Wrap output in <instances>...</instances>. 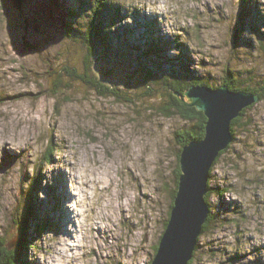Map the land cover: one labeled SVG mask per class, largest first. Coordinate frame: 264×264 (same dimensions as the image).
Instances as JSON below:
<instances>
[{
  "label": "rangeland",
  "instance_id": "1",
  "mask_svg": "<svg viewBox=\"0 0 264 264\" xmlns=\"http://www.w3.org/2000/svg\"><path fill=\"white\" fill-rule=\"evenodd\" d=\"M110 1L121 14L106 26L120 36L110 35L103 51L96 43L92 70L132 103L67 74L54 87L69 58L84 74L86 53L75 40L96 0H62L78 14L68 22L49 0H26L22 9L0 0V241H16L29 210V264L152 262L177 185L175 133L189 124L162 112L159 93L140 96L141 81L149 72L190 73L219 86L228 66L264 76V26L233 38L240 0ZM150 39L161 41V53ZM254 105L210 171L213 222L193 264H264V101Z\"/></svg>",
  "mask_w": 264,
  "mask_h": 264
},
{
  "label": "trees",
  "instance_id": "2",
  "mask_svg": "<svg viewBox=\"0 0 264 264\" xmlns=\"http://www.w3.org/2000/svg\"><path fill=\"white\" fill-rule=\"evenodd\" d=\"M50 6L52 9L58 11L61 19L75 21L78 18V14L74 10H70L66 8L62 0H49ZM241 3V11L239 14V23L238 28L233 35L234 40L238 41L241 38V32L244 30L247 31L250 29V26H253L254 30L258 29V25L264 26V9L260 8L259 4L256 3V0H240ZM249 7V8H248ZM254 8L253 10L251 8ZM92 17L87 28L86 33L80 38V40H75L76 46L78 49H82L86 55L84 54L82 57V63L80 66V70H84V74H80L78 71L79 66H71V59L69 58L66 61L65 67L63 69L64 73L55 71L54 75H56L54 83V87H60L64 84L63 82V74L64 76L67 74L70 78L79 79L85 84L89 85L93 90L97 91L99 95L102 97H113L120 100H124L125 102L132 103L128 97L121 95L120 91L115 89L113 86L108 87L105 85L104 81H102V75L98 74V72L92 70V60L95 58V46L96 43L99 44L100 50H106L110 47V43H108L111 37L110 35L120 36L119 32L112 33V28H108L107 20L111 18V23H114L115 18L119 16L121 13L117 11L114 13V5L109 0H96L95 4H93ZM113 15V16H111ZM254 20H257L258 23L255 24ZM65 22L62 21V25L64 27ZM109 22V21H108ZM254 22V23H253ZM147 27H150L147 25ZM248 28V29H247ZM146 29V27H145ZM86 30V29H85ZM120 31V30H119ZM129 29L122 30V34H129ZM160 39V38H159ZM150 39V47L151 51H156L157 53H161L162 48L160 47L161 41L159 42ZM156 42V43H155ZM133 49L138 52L140 47L138 45H134ZM163 51V50H162ZM150 52V50H149ZM248 73L244 71H239L237 69L233 70L229 66L224 71V78L222 83L219 86H215L211 84L209 81H200L196 77H192L190 73H188L185 77L173 75H163L157 76L152 72L148 73V77L141 81L140 83L143 86V95L142 97H153L156 93L161 95L158 100L161 102L162 112L166 115L176 114L180 116L182 119L186 120L189 124L188 127L182 129L175 133V137L177 139L178 146L180 147V152L178 154V160L180 161L181 152L184 147L189 145L194 140H201L205 137L206 134V125H207V117L204 112L199 111L196 107H191L186 105L182 100L190 103L186 96L187 92L192 86L200 87V86H208L212 89H218L222 86H226L229 90L235 92H246L250 94H254L259 96L260 102L264 101V76L263 79H260L254 76V71L249 70ZM250 75V76H249ZM244 77V80L241 78ZM176 94H179L178 96ZM163 104V105H162ZM255 105L249 107L244 110L242 116L235 119L232 122V133L234 136V140H236V128L241 127L243 123L244 116L246 115L249 109H252ZM230 147V146H229ZM229 149V148H228ZM223 151L219 158L228 150ZM53 148L51 149V154L53 153ZM49 154V157H51ZM219 158L215 162L214 166L217 164ZM47 159V158H46ZM49 163L52 160L46 161ZM213 166V168H214ZM212 168V170H213ZM211 170V172H213ZM212 174V173H211ZM210 174V177H211ZM181 176V168L178 164L177 176H176V187L172 191V201L169 210V219L171 216V211L174 205V201L178 191L179 178ZM35 181H38V178H35ZM38 185V184H36ZM211 182L209 180V192L206 195V201L208 206L210 207V216L208 221L203 226V232L207 233L210 224L213 222V211L211 210V206L209 204L210 196L215 194V190L211 188ZM215 191V192H214ZM31 214L29 210L21 221L17 223V233H16V245L13 249H9V244L6 241H0V264H29L27 263V250L30 249V234L29 227L31 222ZM169 219L167 221H169ZM168 222H166V227ZM47 225H40L36 230L40 234L45 231V227ZM162 238V237H161ZM160 238V240H161ZM159 243L155 246V253H157ZM198 247L196 248L195 253L197 252ZM194 253V255H195ZM26 256V257H25ZM151 264V262L149 263ZM189 264H193V260L189 262Z\"/></svg>",
  "mask_w": 264,
  "mask_h": 264
},
{
  "label": "water",
  "instance_id": "3",
  "mask_svg": "<svg viewBox=\"0 0 264 264\" xmlns=\"http://www.w3.org/2000/svg\"><path fill=\"white\" fill-rule=\"evenodd\" d=\"M25 2L13 0L17 9H22ZM34 30L39 32V27L35 25ZM186 96L190 103L182 101L204 112L207 117L206 134L181 152L177 195L151 264H189L193 259L198 238L210 216L206 201L210 171L220 154L234 141L232 122L260 99L254 94L231 91L226 86L218 89L193 86ZM16 243L9 244V249H13Z\"/></svg>",
  "mask_w": 264,
  "mask_h": 264
},
{
  "label": "bare ground",
  "instance_id": "4",
  "mask_svg": "<svg viewBox=\"0 0 264 264\" xmlns=\"http://www.w3.org/2000/svg\"><path fill=\"white\" fill-rule=\"evenodd\" d=\"M234 142V141H233ZM41 203V202H40ZM40 207V206H39Z\"/></svg>",
  "mask_w": 264,
  "mask_h": 264
}]
</instances>
